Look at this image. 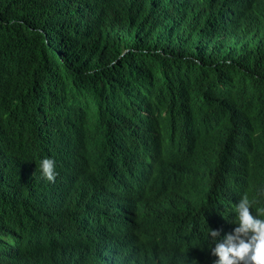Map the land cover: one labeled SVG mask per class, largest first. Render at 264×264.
I'll return each mask as SVG.
<instances>
[{"label":"trees","instance_id":"1","mask_svg":"<svg viewBox=\"0 0 264 264\" xmlns=\"http://www.w3.org/2000/svg\"><path fill=\"white\" fill-rule=\"evenodd\" d=\"M176 170L212 186L200 214L131 234ZM263 188L264 9L0 0V264H214L233 200Z\"/></svg>","mask_w":264,"mask_h":264},{"label":"clouds","instance_id":"2","mask_svg":"<svg viewBox=\"0 0 264 264\" xmlns=\"http://www.w3.org/2000/svg\"><path fill=\"white\" fill-rule=\"evenodd\" d=\"M155 7L181 5L186 10L196 9L199 14L211 20L226 9L239 7L241 4L252 9H264V0H149ZM43 176L54 182L57 175L55 162L45 158L40 163ZM170 178L160 186L153 195L148 210H128L132 226L130 233L144 236L146 226L151 218L157 219L163 229L182 230L191 219L200 214L203 208L200 199L211 192L212 186L200 193L193 187L197 176L183 170L174 171ZM130 175L122 177L114 172H108L103 188L108 192L119 193L131 183ZM234 218L228 223V234L212 248V253L218 257L214 264H264V188L254 196H237L232 202ZM232 232V233H231ZM210 236L216 239L220 236L218 230H212Z\"/></svg>","mask_w":264,"mask_h":264}]
</instances>
